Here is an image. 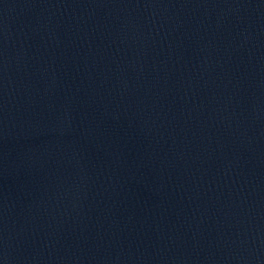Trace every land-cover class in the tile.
I'll return each mask as SVG.
<instances>
[{
    "label": "water",
    "instance_id": "1",
    "mask_svg": "<svg viewBox=\"0 0 264 264\" xmlns=\"http://www.w3.org/2000/svg\"><path fill=\"white\" fill-rule=\"evenodd\" d=\"M0 264H264V33L0 0Z\"/></svg>",
    "mask_w": 264,
    "mask_h": 264
}]
</instances>
